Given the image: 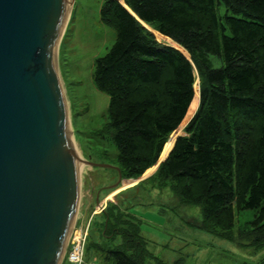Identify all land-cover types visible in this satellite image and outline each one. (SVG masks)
Here are the masks:
<instances>
[{
	"label": "trees",
	"instance_id": "16d2710c",
	"mask_svg": "<svg viewBox=\"0 0 264 264\" xmlns=\"http://www.w3.org/2000/svg\"><path fill=\"white\" fill-rule=\"evenodd\" d=\"M124 2L132 13L119 0L102 3L100 20L116 37L93 70L96 89L109 98L106 126L120 176L140 177L161 154L166 159L156 177L171 182L182 202L201 208L206 232L229 239L236 215L252 210L249 244L263 248L264 0ZM140 22L175 45L158 42ZM192 61L201 77L200 103L176 139L197 101ZM103 213V235L116 244L100 246L101 264L148 258L166 264L147 250L127 206Z\"/></svg>",
	"mask_w": 264,
	"mask_h": 264
},
{
	"label": "water",
	"instance_id": "95a60500",
	"mask_svg": "<svg viewBox=\"0 0 264 264\" xmlns=\"http://www.w3.org/2000/svg\"><path fill=\"white\" fill-rule=\"evenodd\" d=\"M68 7L0 0V264H60L80 163L110 166L82 159L71 139L55 58Z\"/></svg>",
	"mask_w": 264,
	"mask_h": 264
},
{
	"label": "rangeland",
	"instance_id": "374dc122",
	"mask_svg": "<svg viewBox=\"0 0 264 264\" xmlns=\"http://www.w3.org/2000/svg\"><path fill=\"white\" fill-rule=\"evenodd\" d=\"M103 1L68 0L67 19L55 55L74 148L82 159L110 165H79V201L73 222L77 228L90 224L86 260L96 258L97 263L101 264L100 246L112 248L116 244L115 239L113 241L103 235V211L115 204L127 206V211L140 223L147 250L166 264L175 261L181 264L258 263L264 258V247L255 250L249 244L247 226L254 211L239 212L230 238L219 237L203 229L199 206L182 202L173 191L171 182L163 183L156 177L158 161L138 178L125 179L119 175L115 161L117 150L106 126L109 98L96 89L93 82L95 60L109 51L116 37L115 31L100 20ZM119 1L125 4L124 0ZM220 11L223 12V8ZM140 23L158 42L175 45L168 39L156 36L158 32L148 24ZM211 59L214 65H219L217 59ZM192 65V102L196 98L197 101L191 114L186 113L178 126L180 134H185V127L200 103L201 77L193 61ZM60 264L68 262L61 260ZM144 264H156L155 259L148 258Z\"/></svg>",
	"mask_w": 264,
	"mask_h": 264
},
{
	"label": "built area",
	"instance_id": "2783aa9c",
	"mask_svg": "<svg viewBox=\"0 0 264 264\" xmlns=\"http://www.w3.org/2000/svg\"><path fill=\"white\" fill-rule=\"evenodd\" d=\"M89 226V223L78 228L75 227V223L72 225L67 237L62 262L66 261L68 264H98L96 258H93V260H86L85 258Z\"/></svg>",
	"mask_w": 264,
	"mask_h": 264
},
{
	"label": "bare ground",
	"instance_id": "6f19581e",
	"mask_svg": "<svg viewBox=\"0 0 264 264\" xmlns=\"http://www.w3.org/2000/svg\"><path fill=\"white\" fill-rule=\"evenodd\" d=\"M69 8V7H68ZM69 235V234H68Z\"/></svg>",
	"mask_w": 264,
	"mask_h": 264
}]
</instances>
